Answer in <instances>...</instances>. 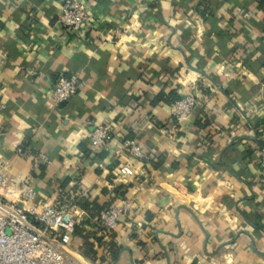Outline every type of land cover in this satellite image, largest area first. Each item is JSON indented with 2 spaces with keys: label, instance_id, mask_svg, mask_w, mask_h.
Returning a JSON list of instances; mask_svg holds the SVG:
<instances>
[{
  "label": "crops",
  "instance_id": "1",
  "mask_svg": "<svg viewBox=\"0 0 264 264\" xmlns=\"http://www.w3.org/2000/svg\"><path fill=\"white\" fill-rule=\"evenodd\" d=\"M60 1L0 0V167L38 201L105 208L124 195L131 211L119 218L111 264H264L258 0H88L101 19L86 40L69 41L53 26ZM59 75L78 85L55 107ZM171 91L193 93L195 105L169 137L171 106L151 100ZM103 124L105 149L89 138ZM125 140L147 159L121 155ZM39 153L48 166L33 164ZM125 163L135 176H117ZM80 210L63 264H97L89 244L101 254Z\"/></svg>",
  "mask_w": 264,
  "mask_h": 264
},
{
  "label": "built area",
  "instance_id": "2",
  "mask_svg": "<svg viewBox=\"0 0 264 264\" xmlns=\"http://www.w3.org/2000/svg\"><path fill=\"white\" fill-rule=\"evenodd\" d=\"M58 16L53 22L61 41L86 40L96 28L101 16L88 0H61ZM118 32L114 34L116 39ZM76 76L59 75L54 80L48 97L53 106L69 101L77 93ZM195 105V95L188 93L171 105L170 125L164 130L175 135L180 122L185 120ZM4 106L0 102V112ZM93 145L105 149L110 139L107 124L94 126L89 134ZM121 155L128 159L145 161L138 145L125 140ZM258 165L264 172V139L257 152ZM35 166L49 165L47 156L39 153L33 159ZM136 172L128 163L119 166L117 176L131 177ZM74 203L61 204L57 200H37V192L26 179L12 176L0 167V264H63L75 229L81 227L86 216ZM131 211V202L118 194L104 209L89 219L90 228L102 240L110 239L119 224V218ZM228 212L225 211V214ZM101 245V253L107 254Z\"/></svg>",
  "mask_w": 264,
  "mask_h": 264
},
{
  "label": "trees",
  "instance_id": "3",
  "mask_svg": "<svg viewBox=\"0 0 264 264\" xmlns=\"http://www.w3.org/2000/svg\"><path fill=\"white\" fill-rule=\"evenodd\" d=\"M257 7L264 12V0H258ZM262 65L264 67V62L262 63ZM180 98L181 97H179L173 91L169 92L167 95H165L163 92H160V93L157 94V96H155L151 100V105H155L157 103H164V104H167V105H170L171 106L175 101L179 100ZM161 159L162 158H160L159 160H161ZM110 181L112 182L111 179H110ZM117 188H116V190H117ZM61 200L62 199H60V201ZM77 206L80 209L89 212L90 215H91V218L94 217L95 215H97L99 213V211H101L102 209H104V207H100L95 202H89L86 198L80 199L77 202ZM114 235L115 234L113 233L112 236H110V239H108V240H102V238H99V237L95 239V241H96V243H98V245H100L99 243H101L102 246L106 248L107 254L104 255V254L101 253L98 256L97 255V251L93 249V245L92 244H89V245H87V252L88 253L86 255L92 257V259L95 262H97V264H111V262L115 260L117 251L120 248L115 243V240H114L115 237H114Z\"/></svg>",
  "mask_w": 264,
  "mask_h": 264
}]
</instances>
